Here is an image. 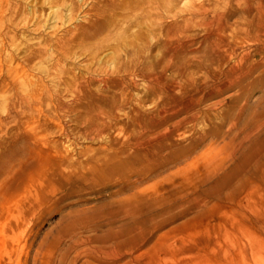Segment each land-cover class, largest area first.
I'll list each match as a JSON object with an SVG mask.
<instances>
[{
  "label": "rangeland",
  "instance_id": "rangeland-1",
  "mask_svg": "<svg viewBox=\"0 0 264 264\" xmlns=\"http://www.w3.org/2000/svg\"><path fill=\"white\" fill-rule=\"evenodd\" d=\"M213 1L0 0V264H264V66L241 95L208 31L161 45L264 6Z\"/></svg>",
  "mask_w": 264,
  "mask_h": 264
},
{
  "label": "bare ground",
  "instance_id": "bare-ground-1",
  "mask_svg": "<svg viewBox=\"0 0 264 264\" xmlns=\"http://www.w3.org/2000/svg\"><path fill=\"white\" fill-rule=\"evenodd\" d=\"M235 1L236 0H215L212 3L209 2L208 4L213 5L217 8H222V7L225 8L226 6L227 7L229 6L231 8L236 4ZM256 5L257 6L255 8H252L249 6L241 7V10L247 15L251 14L253 9L255 12L252 14V16L250 18H245V21L238 26L239 29H234L230 25H227L223 21V19L221 18V15L218 17H215V19L211 20L210 23H207V24L206 23L205 24L197 23V17H196V16H198L197 14L198 13H199V15L204 14L207 11L206 9H208V8H205L203 4L196 5L195 10L197 13H194L193 17H192V15L190 17L186 16L185 18H182L180 21L174 20L173 23L170 24L172 26H170L169 24L167 27L165 26L166 30H165V34L163 35L162 44H161V45H164L163 46L164 47V49H163L164 53L167 54V52H168V51H166V47H167L166 45H167L168 39H170L171 34L174 33V34H178V35L179 34L185 35V34H183L185 32V33H187L189 38H192L195 36V32L198 28L204 29L205 32L208 31V33H206L204 36V41L208 47L206 50V54H205L208 61H206L205 65L207 67H217L219 65L225 64L226 65V73L233 72L236 69L239 70L240 72H238L237 74H233L234 76H232L230 79H228L225 83L222 82L220 85V88L224 85H225L224 87H227V88H229V87L238 88L240 90L239 94H241V95L245 94V92L250 91L253 87H255L257 85L258 82H260L258 78L251 77V73L256 71V69L264 66V27H263V25H264V6H262V4H260V2H258ZM140 10H144V9L140 8ZM184 15H186V14H184ZM215 24L219 28L215 29V31L213 32ZM211 29H213V30H211ZM226 29L229 31V33H227V34L224 33V31ZM242 41L252 42V43L255 42L258 46L256 45L257 47L253 50V53L250 51L238 53L239 56H238L237 61L229 64L228 59H230L231 56H235L237 54V53L235 54V52H236L235 45L236 46L239 45ZM215 43H217L218 45H221V48L220 49L214 48L212 45H214ZM180 50H181V47H180ZM256 54H259V56H261V60L258 63H254V64L249 65L248 67H245L244 64L251 61V59H250L251 56H255ZM263 72H264V68H263V70L260 71V73H263ZM182 74L187 79L190 72L186 68V69H184L183 73H181L180 75H182ZM262 80H263L262 82H264V77H262ZM189 82H190L189 80L186 81L187 84ZM174 86H175V84H174ZM247 103H248L247 98H244L243 103L239 108L240 112L245 108ZM198 104H199V102L198 103L195 102V105L193 104L194 105L193 107L198 106ZM196 116H197L196 113L193 114V116H191L189 120L196 118ZM261 121H262V119H261ZM259 127L261 129V124H260V126L258 124L255 125L250 130V133L248 134V136L246 135V137L248 138L253 133H255V132L257 133V131L259 130Z\"/></svg>",
  "mask_w": 264,
  "mask_h": 264
}]
</instances>
